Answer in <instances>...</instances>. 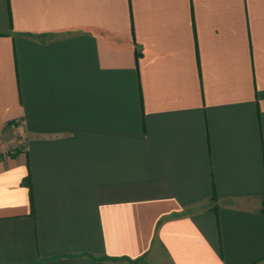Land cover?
Here are the masks:
<instances>
[{"label":"crops","instance_id":"obj_1","mask_svg":"<svg viewBox=\"0 0 264 264\" xmlns=\"http://www.w3.org/2000/svg\"><path fill=\"white\" fill-rule=\"evenodd\" d=\"M0 264H264V0H0Z\"/></svg>","mask_w":264,"mask_h":264}]
</instances>
